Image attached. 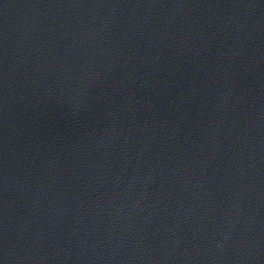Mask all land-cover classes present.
Masks as SVG:
<instances>
[{"label": "water", "instance_id": "95a60500", "mask_svg": "<svg viewBox=\"0 0 264 264\" xmlns=\"http://www.w3.org/2000/svg\"><path fill=\"white\" fill-rule=\"evenodd\" d=\"M0 264H264V0H0Z\"/></svg>", "mask_w": 264, "mask_h": 264}]
</instances>
